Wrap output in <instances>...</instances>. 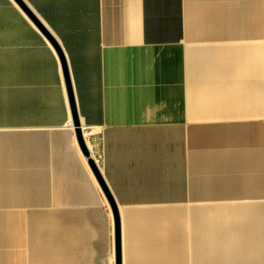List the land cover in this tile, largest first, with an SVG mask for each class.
Listing matches in <instances>:
<instances>
[{
    "label": "crops",
    "instance_id": "obj_1",
    "mask_svg": "<svg viewBox=\"0 0 264 264\" xmlns=\"http://www.w3.org/2000/svg\"><path fill=\"white\" fill-rule=\"evenodd\" d=\"M24 2L123 264H264V0ZM71 121L0 0V264H117Z\"/></svg>",
    "mask_w": 264,
    "mask_h": 264
},
{
    "label": "water",
    "instance_id": "obj_2",
    "mask_svg": "<svg viewBox=\"0 0 264 264\" xmlns=\"http://www.w3.org/2000/svg\"><path fill=\"white\" fill-rule=\"evenodd\" d=\"M16 1L20 4L21 7L24 8L26 13L29 14V16L40 27V29L42 31H44V33L47 35V37L49 39H51V41L53 42V44L55 45V47L57 49L58 55H60L62 67H63L64 74H65L66 84L68 86L69 102L71 104L72 115L74 118V124L73 125L75 127V131H76V134L78 136L81 149L89 157V163L93 167L94 171L96 172L99 181L102 182L104 188L106 189L108 197L110 198V201L113 205V209L115 211V214H117V229H116L117 230V239H116L117 255H116V262H117V264H123V262H122V246H121V230H120V222H119V214H118V210H117V205H116L115 199L110 195V192L108 190V186H107L106 182L104 181V179L101 175V172L99 170V167L96 165V162L92 158L91 152H90V150L86 144V139H85V134H84L83 127H82L81 118H79V114H78V110H77V102H75L74 88H73L72 82H71V74H70V70L68 67V61L66 58V54H64V51H63L60 43L58 42V40L55 39V37L52 35V33L46 27V25L40 21V19L34 13V11L31 9V7H29L27 5V3L24 2V0H16Z\"/></svg>",
    "mask_w": 264,
    "mask_h": 264
},
{
    "label": "built area",
    "instance_id": "obj_3",
    "mask_svg": "<svg viewBox=\"0 0 264 264\" xmlns=\"http://www.w3.org/2000/svg\"><path fill=\"white\" fill-rule=\"evenodd\" d=\"M74 124V122L73 121H71V125H73Z\"/></svg>",
    "mask_w": 264,
    "mask_h": 264
}]
</instances>
